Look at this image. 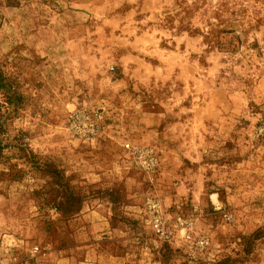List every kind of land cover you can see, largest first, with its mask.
Here are the masks:
<instances>
[{
	"label": "rangeland",
	"instance_id": "obj_1",
	"mask_svg": "<svg viewBox=\"0 0 264 264\" xmlns=\"http://www.w3.org/2000/svg\"><path fill=\"white\" fill-rule=\"evenodd\" d=\"M0 64L23 96L0 135V264H101L114 239L118 264H264V0H0ZM98 111L97 135L75 130ZM91 211L97 237L47 256L56 218Z\"/></svg>",
	"mask_w": 264,
	"mask_h": 264
},
{
	"label": "crops",
	"instance_id": "obj_2",
	"mask_svg": "<svg viewBox=\"0 0 264 264\" xmlns=\"http://www.w3.org/2000/svg\"><path fill=\"white\" fill-rule=\"evenodd\" d=\"M94 213H96V212L95 211L87 212L85 214L80 215L76 219H60V218L57 219L56 218L55 224L52 227V230H50L48 233V240H47L48 242L49 241L53 242V246L51 248H48L49 250L46 251V252H48L46 255L53 257V255L55 254L53 252V250L57 249L59 246H62V247L68 246L70 248H73V247L76 248L77 240H80L81 231L83 229L88 230V227H91V224H89L90 222H88L89 218L91 216L95 217V215H98V216L100 215V214H97V213L94 214ZM31 227H32V231H34V233L36 231L40 230V228H41L40 225H35V226H31ZM88 231L89 232H87L86 235L89 237V240L93 239V237L94 238L97 237L98 234L95 235L97 232H95V231L93 232L92 230H88ZM114 243L116 244L115 239H114ZM114 243H113V241H110V240L102 241V242L98 241L96 243L97 244L96 245L97 250H102V246L105 245V246H107L108 250L110 251V254H112V257L114 256V258L111 259V256L104 253V251L100 252V261L99 262L101 264H104V262L107 260L112 262V264H118L120 262V259L126 260V258L121 257V254H119V250H117V247L114 248V246H113ZM87 246H88V244L82 245V247H87ZM79 247L80 246L77 245L76 249H78ZM84 249H86V248H84ZM113 251H115V254ZM115 258H116V260H115Z\"/></svg>",
	"mask_w": 264,
	"mask_h": 264
},
{
	"label": "built area",
	"instance_id": "obj_3",
	"mask_svg": "<svg viewBox=\"0 0 264 264\" xmlns=\"http://www.w3.org/2000/svg\"><path fill=\"white\" fill-rule=\"evenodd\" d=\"M94 116L95 117L93 118H91V116L86 117L88 120L89 129H90L89 133L86 131L82 132L80 128H76L75 130L84 135H97L101 131V128L98 125V118L101 117L99 116V111L96 112ZM125 146L135 156L139 157V159L141 160L139 165L141 167L147 170L148 169L154 170V168L156 167V163H157V155L153 149L140 145V144L133 145L129 141L126 142ZM145 208H146V213L150 215L151 222L153 223L154 227H156L158 231L162 230V232L164 233L165 224H164V220L162 216L163 211H162L161 202H159L158 200H155L154 198H148L146 200ZM220 209L221 207L217 203H213L211 205L212 211H217ZM38 249H39L38 247H35L34 250L36 251Z\"/></svg>",
	"mask_w": 264,
	"mask_h": 264
},
{
	"label": "trees",
	"instance_id": "obj_4",
	"mask_svg": "<svg viewBox=\"0 0 264 264\" xmlns=\"http://www.w3.org/2000/svg\"><path fill=\"white\" fill-rule=\"evenodd\" d=\"M0 92L4 96V105L0 104V135L4 133V120L7 115L13 111H17L20 102L23 99L21 92H19L17 83L4 71L0 64ZM5 108V110H4ZM2 145L0 143V152H2Z\"/></svg>",
	"mask_w": 264,
	"mask_h": 264
},
{
	"label": "bare ground",
	"instance_id": "obj_5",
	"mask_svg": "<svg viewBox=\"0 0 264 264\" xmlns=\"http://www.w3.org/2000/svg\"><path fill=\"white\" fill-rule=\"evenodd\" d=\"M194 130H195V133L200 132L201 131V127L200 126H196V127H194Z\"/></svg>",
	"mask_w": 264,
	"mask_h": 264
}]
</instances>
